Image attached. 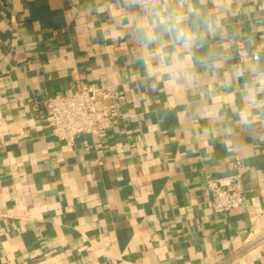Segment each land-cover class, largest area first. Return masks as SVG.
<instances>
[{
  "label": "crops",
  "instance_id": "obj_1",
  "mask_svg": "<svg viewBox=\"0 0 264 264\" xmlns=\"http://www.w3.org/2000/svg\"><path fill=\"white\" fill-rule=\"evenodd\" d=\"M173 11L193 43H147ZM83 86L122 120L64 151L44 100ZM231 175L244 204L213 213ZM0 264H264L259 0H0Z\"/></svg>",
  "mask_w": 264,
  "mask_h": 264
},
{
  "label": "built area",
  "instance_id": "obj_2",
  "mask_svg": "<svg viewBox=\"0 0 264 264\" xmlns=\"http://www.w3.org/2000/svg\"><path fill=\"white\" fill-rule=\"evenodd\" d=\"M161 0H137L139 8L154 7ZM259 8L264 12V0H259ZM236 58L239 63L251 65L258 60L255 52H249L241 41L236 43ZM109 98V104L98 108L100 99ZM49 133L68 150L80 135L102 138L108 130L122 120L120 97L114 93L83 86L72 94L52 96L44 100ZM236 166L238 163L235 164ZM210 192V208L213 213L224 214L240 209L244 195L239 175H231L227 180L207 182Z\"/></svg>",
  "mask_w": 264,
  "mask_h": 264
},
{
  "label": "clouds",
  "instance_id": "obj_3",
  "mask_svg": "<svg viewBox=\"0 0 264 264\" xmlns=\"http://www.w3.org/2000/svg\"><path fill=\"white\" fill-rule=\"evenodd\" d=\"M185 19L184 15L175 11L169 12L166 16L154 15L140 31L147 43H154L161 35L166 34L174 44L187 47L193 43L195 37L185 27Z\"/></svg>",
  "mask_w": 264,
  "mask_h": 264
}]
</instances>
